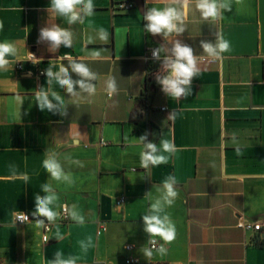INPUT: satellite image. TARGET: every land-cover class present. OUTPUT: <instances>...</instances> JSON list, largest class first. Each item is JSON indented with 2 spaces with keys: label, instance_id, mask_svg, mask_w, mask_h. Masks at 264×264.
<instances>
[{
  "label": "crops",
  "instance_id": "crops-1",
  "mask_svg": "<svg viewBox=\"0 0 264 264\" xmlns=\"http://www.w3.org/2000/svg\"><path fill=\"white\" fill-rule=\"evenodd\" d=\"M120 1L93 0V14L69 24L49 9L50 0H0V42H13L17 50L0 70L1 263L49 264L59 249L64 258L77 257L76 264H264V226L259 231L236 226L239 217L264 220V0H232V10L216 21H204L192 0L186 31L167 41L145 32L143 15L173 6L174 0H134L128 9L117 8ZM52 24L70 31L71 47L52 52L46 41L38 42L40 29ZM217 32L231 45L222 60L200 47L201 41L214 42ZM175 39L194 49L199 69L192 94L179 101L146 81L144 60L148 46L171 47ZM31 50L40 59V76L34 68L15 67ZM72 61L96 74L94 95L70 96L55 80L47 82V68L56 72ZM109 77L118 87L111 96ZM41 88L63 100L67 115L39 109ZM173 110L175 119H168ZM145 133L158 145L172 140L180 150L164 153L166 163L144 170L135 138ZM49 153L56 154L69 181L50 179L42 163ZM168 175H175L179 192L165 207L176 238L164 245L166 255L154 249L146 257L142 248L149 236L142 216L161 196ZM45 182L58 197L47 243L32 216ZM62 204L69 212L65 221L59 219ZM73 206L85 216L84 224L71 219ZM20 211L33 219L17 224ZM81 241L88 244L86 252ZM128 258L138 261L127 263Z\"/></svg>",
  "mask_w": 264,
  "mask_h": 264
},
{
  "label": "clouds",
  "instance_id": "clouds-1",
  "mask_svg": "<svg viewBox=\"0 0 264 264\" xmlns=\"http://www.w3.org/2000/svg\"><path fill=\"white\" fill-rule=\"evenodd\" d=\"M238 2V0H237ZM192 0H174L173 6L164 8L147 9L143 15L146 22L144 30L152 35H162L167 41V37L175 34L179 36L186 31L185 21L188 19L189 9ZM53 12L59 16L66 17L69 24L82 21L84 16H90L94 12L93 0H50V7ZM195 9L199 11L204 21H216L222 19L225 12L232 10V0H195ZM2 28V25H0ZM101 38H107L106 33L101 32ZM39 41H46L50 46V51L56 52L61 46L71 47V33L69 30L61 28L56 24L43 27L39 32ZM200 47L203 52L213 60H222L223 54L230 51V41L225 39L220 32L215 33V41H201ZM16 47L13 42H0V70H5L9 64L7 57L16 54ZM152 58L162 63L163 73L156 75V82L161 86L162 91L173 100L179 101L182 97L187 98L192 94V80L197 77L198 57L194 49L179 39L171 43V47L161 44L152 50ZM75 74L78 79H73ZM47 82L55 80L58 85L65 89L70 96L79 95L80 92L94 95L96 93V74L90 68L80 62L72 61L68 66L61 65L59 70L53 72L51 68L46 69ZM79 89V92L77 91ZM106 90L109 96L118 91L114 77H109L106 81ZM37 104L41 111L59 113L61 116L67 115V106L63 100L53 94H49L41 88L36 95ZM176 110H173L168 119H175ZM141 145L140 166L144 170L151 167L164 164L168 156L164 153L174 155L180 149L177 148L174 141L161 139L159 145L148 140V133L135 138ZM79 167H83V162L79 160L72 161ZM43 167L50 179L60 181H69L70 177L65 174L64 168L57 159L55 153H49L43 160ZM20 178L27 184L28 176L23 174ZM41 191L44 195H35V210L32 216L38 227H46V223L54 222L58 213L54 210V205L58 199L57 193L49 182L41 185ZM161 196L150 204L147 214L142 216L144 231L149 236V243H155L154 237H159L164 243L159 246L157 251L160 255L167 254L166 244H171L176 238V227L170 216L165 213L166 206H172L178 198L177 179L175 175H168L162 182ZM70 217L78 224H84L86 218L75 210V206L70 211ZM19 221L28 220V216L21 212L17 218ZM57 232L56 239H61ZM91 243L89 238L88 244ZM88 244L80 242L81 248L86 252ZM144 256L151 257L153 250L143 247ZM77 257L69 256L64 258V253L57 250L54 259L49 264H76Z\"/></svg>",
  "mask_w": 264,
  "mask_h": 264
},
{
  "label": "built area",
  "instance_id": "built-area-1",
  "mask_svg": "<svg viewBox=\"0 0 264 264\" xmlns=\"http://www.w3.org/2000/svg\"><path fill=\"white\" fill-rule=\"evenodd\" d=\"M135 5V1L134 0H124V1H120L117 3L116 7L119 9H128L131 8ZM158 46H148L146 49V53H145V57L144 60L147 64V69H146V81H150L153 83L154 86H158L161 87L157 82H156V75H161L164 74L163 70H161L160 68V61H155L152 58V50L157 48ZM40 59L39 57L36 55V53L34 51H29L26 53V55L24 56V58L22 60H18L16 62V69L18 71H27V67H31L35 69V74L37 76H40L43 74V71L38 67V63H39ZM162 110H165V107H161ZM123 201V197H120L117 201L116 204H120ZM21 212H16L14 215V220L17 224H25L29 221H31L33 219V217L27 213V212H22L24 214H26L28 216V220L26 221H19L17 218L18 216L21 215ZM59 219L61 220H68L69 219V212L68 209L66 207L65 204H62L59 210ZM53 223L54 222H50V223H46V227H40V237H41V241L44 243H47L50 238H49V234L50 231L53 227ZM236 226L245 230V231H259L262 226H264V220L263 221H257V222H253V221H246L243 218L239 217L237 222H236ZM155 240V243H149L148 242V247L151 248L152 250L154 249H158L159 246L161 244H163L162 242H160L158 239H156L155 237L152 238ZM130 245H126V248H130ZM138 260L136 258H128L126 259L127 263H133V262H137ZM0 264L1 261H0Z\"/></svg>",
  "mask_w": 264,
  "mask_h": 264
},
{
  "label": "water",
  "instance_id": "water-1",
  "mask_svg": "<svg viewBox=\"0 0 264 264\" xmlns=\"http://www.w3.org/2000/svg\"><path fill=\"white\" fill-rule=\"evenodd\" d=\"M136 2H138L139 4H141V3H142V1H141V0H136Z\"/></svg>",
  "mask_w": 264,
  "mask_h": 264
}]
</instances>
